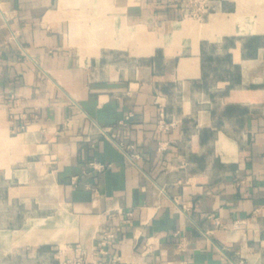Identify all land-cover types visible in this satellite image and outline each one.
Here are the masks:
<instances>
[{
    "label": "crops",
    "instance_id": "obj_1",
    "mask_svg": "<svg viewBox=\"0 0 264 264\" xmlns=\"http://www.w3.org/2000/svg\"><path fill=\"white\" fill-rule=\"evenodd\" d=\"M208 1L0 0V264H264V0Z\"/></svg>",
    "mask_w": 264,
    "mask_h": 264
},
{
    "label": "built area",
    "instance_id": "obj_2",
    "mask_svg": "<svg viewBox=\"0 0 264 264\" xmlns=\"http://www.w3.org/2000/svg\"><path fill=\"white\" fill-rule=\"evenodd\" d=\"M189 4H191L194 8L191 11V15L192 16H199V13H207L211 7L210 3L208 0H188ZM177 125V121L173 118L169 119L168 115L165 113L163 108H160V116H159V120L157 123V129L160 132H168L172 129H174ZM110 128H105L102 130V132L106 133V131H109ZM120 147L122 149L128 150L131 148H134L133 145H125L124 143L120 144ZM162 143L160 145V148H162ZM129 157L132 160H136L140 158V154L138 152H134L132 154L129 155ZM93 167H95L98 170H102L105 168L104 164L101 163H91ZM216 224H218L217 219H215ZM186 246L185 242H181L179 244V248L181 250H184ZM78 256L75 259H71L68 261L69 264H81L83 261V256L85 254V251L78 249ZM239 264H245L244 261H241Z\"/></svg>",
    "mask_w": 264,
    "mask_h": 264
},
{
    "label": "rangeland",
    "instance_id": "obj_3",
    "mask_svg": "<svg viewBox=\"0 0 264 264\" xmlns=\"http://www.w3.org/2000/svg\"><path fill=\"white\" fill-rule=\"evenodd\" d=\"M189 18L195 19L196 17H194V16L190 15V16H189ZM196 19H197V18H196Z\"/></svg>",
    "mask_w": 264,
    "mask_h": 264
}]
</instances>
